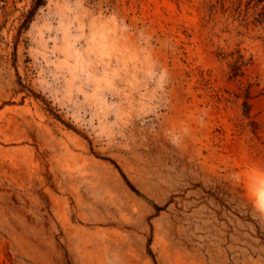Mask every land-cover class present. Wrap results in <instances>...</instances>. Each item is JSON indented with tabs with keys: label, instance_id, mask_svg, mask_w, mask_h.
<instances>
[{
	"label": "rangeland",
	"instance_id": "rangeland-1",
	"mask_svg": "<svg viewBox=\"0 0 264 264\" xmlns=\"http://www.w3.org/2000/svg\"><path fill=\"white\" fill-rule=\"evenodd\" d=\"M36 1L0 0V264H264V3Z\"/></svg>",
	"mask_w": 264,
	"mask_h": 264
},
{
	"label": "trees",
	"instance_id": "trees-1",
	"mask_svg": "<svg viewBox=\"0 0 264 264\" xmlns=\"http://www.w3.org/2000/svg\"><path fill=\"white\" fill-rule=\"evenodd\" d=\"M252 2V1H251ZM264 3V0H257V5H261ZM44 4V0H37L35 2V7L34 8H39L40 6H42ZM263 10V13L261 14L262 15V19L264 20V7L262 8ZM33 14V11H30L27 15H25V21H24V24H26L27 22H29V19L31 17V15ZM25 26V25H24Z\"/></svg>",
	"mask_w": 264,
	"mask_h": 264
},
{
	"label": "bare ground",
	"instance_id": "bare-ground-1",
	"mask_svg": "<svg viewBox=\"0 0 264 264\" xmlns=\"http://www.w3.org/2000/svg\"><path fill=\"white\" fill-rule=\"evenodd\" d=\"M261 199H262V201H263V205H264V195H263V197H261ZM262 201H261V202H262ZM262 207H263V206H262Z\"/></svg>",
	"mask_w": 264,
	"mask_h": 264
}]
</instances>
